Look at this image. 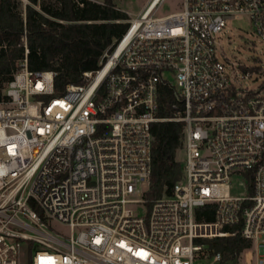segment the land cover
<instances>
[{
    "label": "built area",
    "instance_id": "built-area-1",
    "mask_svg": "<svg viewBox=\"0 0 264 264\" xmlns=\"http://www.w3.org/2000/svg\"><path fill=\"white\" fill-rule=\"evenodd\" d=\"M163 1L61 95L54 71L29 68L25 30L0 88V264H264V89L244 85L218 47L238 16L264 41V0H184L158 15ZM161 84L173 118L158 116ZM164 120L184 123L182 177L142 216ZM235 178L245 193L232 194ZM236 235L250 245L216 251Z\"/></svg>",
    "mask_w": 264,
    "mask_h": 264
},
{
    "label": "trees",
    "instance_id": "trees-1",
    "mask_svg": "<svg viewBox=\"0 0 264 264\" xmlns=\"http://www.w3.org/2000/svg\"><path fill=\"white\" fill-rule=\"evenodd\" d=\"M29 2L25 20L15 0H0V44L6 45L0 50V88L13 78L18 61L25 56V30L29 68L54 71L55 94L61 95L69 84L82 83L84 72L100 67L104 53L125 34L130 24L128 14L117 8L115 0ZM176 102L172 88L161 84L158 116L173 118ZM153 133V172L144 194L149 206L152 200L172 194L174 184L182 177L183 165L177 154L183 147L184 123L158 121L153 124ZM215 243L216 251L224 252L227 258L250 245L240 235L221 238Z\"/></svg>",
    "mask_w": 264,
    "mask_h": 264
},
{
    "label": "rangeland",
    "instance_id": "rangeland-1",
    "mask_svg": "<svg viewBox=\"0 0 264 264\" xmlns=\"http://www.w3.org/2000/svg\"><path fill=\"white\" fill-rule=\"evenodd\" d=\"M102 2L103 0H94ZM118 9L125 11L130 21L132 18L144 10L151 0H115ZM16 7L22 9V0H15ZM49 1H45L48 4ZM184 0H164L159 9L158 15H166L171 12L179 11L183 7ZM220 57L227 64H233L236 74L240 81L254 89H264V41L252 29L247 16H238L229 21L218 35ZM241 65V67H240ZM251 72L250 77H245L246 71ZM177 159L184 161L185 153L181 149L178 151ZM241 181V180H240ZM231 192L233 195L245 193L244 185H241L235 178L232 182ZM150 185V183H149ZM147 184L139 185L141 191L146 190ZM148 204L137 205L136 212L139 215H147ZM53 228L59 232L70 235L69 227H66L56 221L49 222ZM244 260V259H243ZM25 261V259H24ZM26 262V261H25Z\"/></svg>",
    "mask_w": 264,
    "mask_h": 264
}]
</instances>
